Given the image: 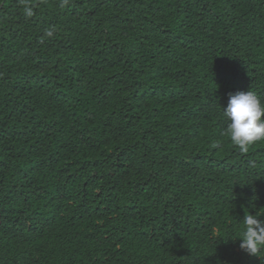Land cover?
Segmentation results:
<instances>
[{"label": "trees", "instance_id": "obj_1", "mask_svg": "<svg viewBox=\"0 0 264 264\" xmlns=\"http://www.w3.org/2000/svg\"><path fill=\"white\" fill-rule=\"evenodd\" d=\"M248 91L264 0H0V264H264V141L224 113Z\"/></svg>", "mask_w": 264, "mask_h": 264}, {"label": "clouds", "instance_id": "obj_2", "mask_svg": "<svg viewBox=\"0 0 264 264\" xmlns=\"http://www.w3.org/2000/svg\"><path fill=\"white\" fill-rule=\"evenodd\" d=\"M224 113L229 121L226 133L242 153H247L257 142L264 141V104L253 92L230 93ZM243 225L239 246L248 254L257 256L264 251V220L259 219L257 214H247Z\"/></svg>", "mask_w": 264, "mask_h": 264}]
</instances>
